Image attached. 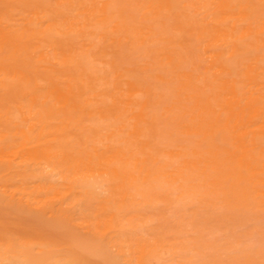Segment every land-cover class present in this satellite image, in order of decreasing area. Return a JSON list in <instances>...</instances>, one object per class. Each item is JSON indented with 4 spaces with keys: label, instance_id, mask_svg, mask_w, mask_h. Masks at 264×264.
Wrapping results in <instances>:
<instances>
[{
    "label": "bare ground",
    "instance_id": "bare-ground-1",
    "mask_svg": "<svg viewBox=\"0 0 264 264\" xmlns=\"http://www.w3.org/2000/svg\"><path fill=\"white\" fill-rule=\"evenodd\" d=\"M61 2L67 8L57 13L39 0L47 13L35 12L25 27L33 36L77 38L0 60V86L54 79L48 98L34 96L31 108L38 123L51 114L57 130L73 132L71 152L60 148L71 171L63 184L86 216L128 232L145 228L150 210L175 195L264 207V0ZM14 4L0 0V23ZM0 34L10 38L2 26ZM144 54L151 59L137 66ZM0 154L24 177L56 162L42 134L20 128L0 131ZM38 188L58 191V182ZM250 221L227 264H264V224ZM142 229L134 260L148 264L154 243ZM176 244L170 264H198L187 244ZM2 260L33 264L16 253Z\"/></svg>",
    "mask_w": 264,
    "mask_h": 264
},
{
    "label": "rangeland",
    "instance_id": "rangeland-1",
    "mask_svg": "<svg viewBox=\"0 0 264 264\" xmlns=\"http://www.w3.org/2000/svg\"><path fill=\"white\" fill-rule=\"evenodd\" d=\"M14 1L16 11L6 16L7 22L0 23L10 36L5 41L0 34V60L20 55L25 49L33 51L39 44H49L53 39L65 42L69 38H77L76 34L52 36L48 31L33 36L25 27L26 18L41 11V15H45L47 11L39 5V0ZM48 1L57 13L67 8L61 0ZM176 34L177 31L171 33L174 37ZM163 45L183 51L178 45L166 42ZM145 56L138 59L137 66L151 59ZM161 71L165 70L152 69L151 74L154 76ZM39 80L42 87L33 83L0 86V131L15 132L20 128L42 134L43 141L56 156L54 166L46 164L40 173L24 177L10 168V158L0 154V264H10L2 259L14 253L26 261L31 260L33 264H44L43 259L46 258H49L48 264H137L134 260L138 246L135 233L142 228L127 232L121 227L109 229L91 221L74 196L66 192L63 177L71 171L60 148L71 152L67 138L73 136V132L57 130V119L51 114L46 122L38 123V109L32 111L31 108L32 98H48L47 87L54 79L44 77ZM59 80L64 82L66 78ZM63 86L67 88V85ZM53 180L58 182V191L34 190L40 184ZM25 186L30 189L26 191ZM27 200L30 202L27 203ZM149 213L152 219L142 229L154 243L148 264H170L172 252L179 241L191 248L190 253L196 257L198 264L205 261L230 263V257L243 246L239 240L251 227L250 220L264 224V207L257 203L250 208L236 210L229 209L222 200L207 202L197 198H178L176 195L158 203ZM237 218L240 220L235 221ZM175 236L180 238L176 241ZM259 236L256 233L252 241H260ZM83 245L97 247V252L85 253Z\"/></svg>",
    "mask_w": 264,
    "mask_h": 264
}]
</instances>
